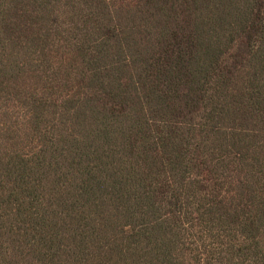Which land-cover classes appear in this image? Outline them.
<instances>
[{"label":"trees","instance_id":"trees-1","mask_svg":"<svg viewBox=\"0 0 264 264\" xmlns=\"http://www.w3.org/2000/svg\"><path fill=\"white\" fill-rule=\"evenodd\" d=\"M0 264H264V0H0Z\"/></svg>","mask_w":264,"mask_h":264}]
</instances>
